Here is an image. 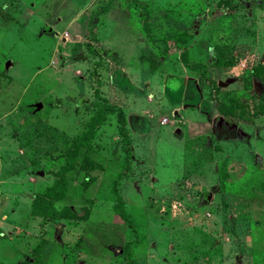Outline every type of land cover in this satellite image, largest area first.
I'll return each instance as SVG.
<instances>
[{"label":"rangeland","instance_id":"1","mask_svg":"<svg viewBox=\"0 0 264 264\" xmlns=\"http://www.w3.org/2000/svg\"><path fill=\"white\" fill-rule=\"evenodd\" d=\"M261 105L264 0H0V264H264Z\"/></svg>","mask_w":264,"mask_h":264},{"label":"trees","instance_id":"2","mask_svg":"<svg viewBox=\"0 0 264 264\" xmlns=\"http://www.w3.org/2000/svg\"><path fill=\"white\" fill-rule=\"evenodd\" d=\"M260 110H264V105H261ZM118 114V122L120 124V133L124 137V151L126 153V156H131V150L129 147V136L127 134V130L125 128V120L124 116L121 111ZM101 113L97 114L94 119L89 123L86 131L81 135L78 136L70 145L69 149L66 151V162L64 165L60 168L59 171H57V175L59 177L54 180V182L46 187L43 193L36 195L33 203H32V209L33 213L42 215L46 218L49 217H58V216H65L64 210L68 211L70 215H73L72 209L70 207H64L61 210H58L54 206L55 200H58L64 196V192L66 190L65 181H64V172L71 168L74 164L75 157L77 155L78 150L81 148L82 145H85L88 143V141L91 140L93 137L97 122L101 120ZM121 208H123V201L120 195H117L114 209L116 213H121ZM68 214V215H69ZM123 214V213H122Z\"/></svg>","mask_w":264,"mask_h":264},{"label":"water","instance_id":"3","mask_svg":"<svg viewBox=\"0 0 264 264\" xmlns=\"http://www.w3.org/2000/svg\"><path fill=\"white\" fill-rule=\"evenodd\" d=\"M10 65V61L6 62V67H8ZM42 107V103L41 102H37L34 104V110L37 111Z\"/></svg>","mask_w":264,"mask_h":264},{"label":"crops","instance_id":"4","mask_svg":"<svg viewBox=\"0 0 264 264\" xmlns=\"http://www.w3.org/2000/svg\"><path fill=\"white\" fill-rule=\"evenodd\" d=\"M177 130H179V129H177Z\"/></svg>","mask_w":264,"mask_h":264}]
</instances>
